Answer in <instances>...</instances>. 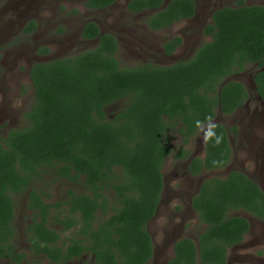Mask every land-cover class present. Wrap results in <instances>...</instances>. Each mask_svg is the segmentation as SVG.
Segmentation results:
<instances>
[{
  "label": "trees",
  "instance_id": "obj_1",
  "mask_svg": "<svg viewBox=\"0 0 264 264\" xmlns=\"http://www.w3.org/2000/svg\"><path fill=\"white\" fill-rule=\"evenodd\" d=\"M116 1L86 0L84 6L101 11ZM162 5L163 0H131L127 9L159 10L147 17L152 30L195 14L192 0H172L160 9ZM211 21L204 28L210 40L192 57L170 65L121 66L117 38L87 22L81 37L96 40L95 47L31 66L33 102L25 124L0 136L1 259L15 264L26 259L16 249L14 223L17 199L28 197L30 249L51 264H66L85 254L96 264H149L154 247L148 224L161 202L162 171L173 154L171 135L177 133L186 146L217 112L234 114L249 93L229 78L255 65L264 68V5L248 6L240 0L236 7L215 11ZM35 30L36 22L30 21L23 33ZM181 44L177 36L163 49L170 55ZM49 52L46 47L38 50L40 55ZM254 84L264 99V70L255 73ZM119 101L125 106L109 119L105 109ZM211 131L215 135H205L204 157H193L187 165L193 177L223 169L233 160L229 132L236 133L237 127L215 123ZM174 155L176 160L191 156L185 148ZM45 176L80 185L86 192L68 189L66 199L49 202L37 187ZM191 206L205 229L196 241H176L166 264H227L228 249L241 243L250 228L246 218L234 213L264 221V191L236 170L224 178L206 179ZM51 220L61 228L54 229ZM63 232L71 237L62 240Z\"/></svg>",
  "mask_w": 264,
  "mask_h": 264
},
{
  "label": "rangeland",
  "instance_id": "obj_2",
  "mask_svg": "<svg viewBox=\"0 0 264 264\" xmlns=\"http://www.w3.org/2000/svg\"><path fill=\"white\" fill-rule=\"evenodd\" d=\"M86 0H0V136L4 137L11 129L25 124V113L33 102V90L29 70L36 62L48 61L89 50L97 41L82 39L81 31L87 22H95L102 33H112L119 43L118 60L121 66L132 67L142 63L170 65L186 60L209 38L200 31L210 22L214 10L224 6H237L236 0H198V13L188 21H181L169 29L153 32L145 26L150 13L135 15L127 11L129 0H118L110 9L91 11L84 6ZM244 4L264 5V0H244ZM36 22V30L24 35L23 29L30 22ZM181 37L183 45L172 58L162 55L163 43L172 37ZM46 47L47 55L38 50ZM264 70L257 66L234 75L229 80L242 83L249 93L248 101L231 116L217 112L210 124L203 126L188 145L182 144L177 133L171 135L173 154L167 157L163 167L164 190L156 216L148 224V232L153 240L154 257L149 264H166L173 257L174 241L186 237L196 240L204 229L197 215L190 208V200L197 193L202 182L208 178H224L230 171L242 172L256 180L264 190V99L256 92L254 75ZM125 106V101L116 102L105 109L106 116L112 119ZM215 123L227 128L237 126L239 135H230L233 148L231 164L218 171L203 172L192 177L187 165L193 157L205 155V135ZM185 148L191 154L189 160H176L175 152ZM48 195V201L56 203L66 199V191L74 189L78 194L86 192L80 185H71L65 180L45 176L37 185ZM28 197L17 199L18 211L14 228L15 246L24 253L26 259L20 264H51L45 257L35 255L29 246L26 226L31 222L32 213L27 209ZM52 214L56 211L53 209ZM251 231L241 250L233 251L231 263L264 264V221L257 222L251 215ZM54 229L61 226L53 220ZM62 240L71 233H62ZM91 255L79 257L66 264H92ZM0 264H14L1 259Z\"/></svg>",
  "mask_w": 264,
  "mask_h": 264
},
{
  "label": "flooded vegetation",
  "instance_id": "obj_3",
  "mask_svg": "<svg viewBox=\"0 0 264 264\" xmlns=\"http://www.w3.org/2000/svg\"><path fill=\"white\" fill-rule=\"evenodd\" d=\"M131 0H129L128 1V3L130 2ZM170 1H172V0H163V5H162V7L160 8V9H162L163 7H165ZM193 2H194V5H195V14H194V16L192 17V18H194L195 16H196V14L198 13V0H192ZM240 0H236V3H238ZM244 1V0H243ZM118 2V0L113 4V5H111L110 7H108L107 9H110L112 6H114L116 3ZM128 3H127V5H128ZM127 5H126V9H127ZM225 7H231V6H224V7H221V8H219V9H222V8H225ZM236 7V6H235ZM107 9H104V10H107ZM219 9H216V10H214L213 11V13L215 12V11H217V10H219ZM127 11L129 12V13H131V14H135V15H142V14H146V13H150V15H152L153 13H155V12H157V11H159V10H149L148 12H141V13H133V12H131V11H129L128 9H127ZM213 13L211 14V20H212V15H213ZM150 15H148L147 17H149ZM191 18V19H192ZM191 19H188V20H191ZM146 20H147V18L145 19V26H146V28L148 29V30H151V31H153V32H157V31H163V30H166V29H169L170 27H172V26H174L175 24H177V23H179V22H177V23H175V24H173L172 26H170V27H168V28H166V29H163V30H152V29H150L147 25H146ZM188 20H183V21H188ZM210 20V22L208 23V24H206L202 29H201V31H200V34L204 37V38H209V40H210V37L209 36H207V35H205L204 34V28L206 27V26H208V25H210L211 24V21ZM181 22V21H180ZM98 25V24H97ZM99 26V25H98ZM84 27V26H83ZM100 28V27H99ZM100 31H101V29H100ZM82 32V31H81ZM102 33V32H101ZM110 34H112V33H110ZM112 35H114V34H112ZM115 36V35H114ZM116 37V36H115ZM175 37H177V36H175ZM174 37H172L171 39H173ZM171 39H168V40H166L164 43H163V45L164 44H166L167 42H169ZM93 41V40H92ZM163 45H162V55L163 56H165V57H167V58H172V57H174L175 55H176V53H178V51H179V49L181 48V46L183 45V40H182V44L172 53V54H170V55H168V54H166L165 53V50L163 49ZM255 66H257V65H255ZM255 76V75H254ZM253 81H254V79H253ZM261 98V97H260ZM231 116V115H230ZM237 127V126H236ZM234 135L235 137H237L238 135H239V129H238V127H237V132L235 133V132H229V140H230V144L232 143V141H231V139H230V135ZM232 146V145H231ZM233 149V148H232ZM191 157V156H190ZM190 159V158H189ZM188 159V160H189ZM231 164V163H230ZM229 164V165H230ZM228 165V166H229ZM227 166V167H228ZM226 168V167H225ZM224 169V168H223ZM220 170H222V169H220ZM216 171H218V170H216ZM205 172V171H204ZM203 173V172H202ZM201 173V174H202ZM200 174V175H201ZM199 176V175H198ZM198 176H196V177H198ZM193 177V176H192ZM249 177V176H248ZM252 179V178H251ZM205 181V180H204ZM203 181V182H204ZM255 182H256V180H254ZM202 182V183H203ZM257 183V182H256ZM258 184V183H257ZM259 185V184H258ZM201 186V185H200ZM259 187H261L260 185H259ZM262 189V188H261ZM263 190V189H262ZM199 191V190H198ZM198 191H197V193H198ZM264 191V190H263ZM196 193V194H197ZM195 194V195H196ZM193 198V197H192ZM191 201H192V199L190 200V208L192 209V211L194 212V214L195 215H197V213L193 210V208H192V206H191ZM239 212H242V211H239ZM238 212H236V213H234L235 215L237 214ZM245 213V212H244ZM245 214H247V213H245ZM249 215V214H248ZM241 216V215H240ZM242 217H244V218H246L247 220H248V222H249V224H250V228H249V231H248V233L244 236V239H243V241L241 242V243H239V244H237V245H235V246H233V247H231V248H229L228 249V252H227V264L230 262V260H231V254H232V252L233 251H236V250H241L242 249V246L244 245V243H245V239H246V237H247V235L250 233V231H251V226H252V223L250 222V220L248 219L249 217L248 216H242ZM254 220H257V222H263V220H260V219H257V218H254ZM201 223V222H200ZM202 224V223H201ZM204 229H205V225H204ZM203 229V230H204ZM62 235V234H61ZM62 237V236H61ZM182 238H184V237H182ZM182 238H180V239H182ZM190 238V237H189ZM180 239H178V240H180ZM190 239H192V238H190ZM197 239V238H196ZM178 240H176V241H178ZM192 240H194V239H192ZM176 241H174V242H176ZM194 241H196V240H194ZM87 256H89V254H85V255H82L81 256V258H83V257H87ZM93 259V263L92 264H96L95 263V261H94V257L93 256H91ZM75 260V259H74ZM24 261V260H23ZM22 261V262H23ZM12 262V261H11ZM69 263V262H68ZM15 264V263H14ZM84 264H87V263H84ZM231 264H240V263H231Z\"/></svg>",
  "mask_w": 264,
  "mask_h": 264
},
{
  "label": "clouds",
  "instance_id": "obj_4",
  "mask_svg": "<svg viewBox=\"0 0 264 264\" xmlns=\"http://www.w3.org/2000/svg\"><path fill=\"white\" fill-rule=\"evenodd\" d=\"M211 118H209V120H210ZM197 123V125H199L200 124V121H197L196 122ZM211 125H210V130L206 133V135L207 136H213V135H215V133L213 132V131H211ZM217 142H219V137H217Z\"/></svg>",
  "mask_w": 264,
  "mask_h": 264
},
{
  "label": "water",
  "instance_id": "obj_5",
  "mask_svg": "<svg viewBox=\"0 0 264 264\" xmlns=\"http://www.w3.org/2000/svg\"><path fill=\"white\" fill-rule=\"evenodd\" d=\"M210 129V128H209Z\"/></svg>",
  "mask_w": 264,
  "mask_h": 264
}]
</instances>
